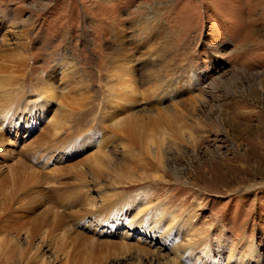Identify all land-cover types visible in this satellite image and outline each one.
Returning <instances> with one entry per match:
<instances>
[{
  "label": "rangeland",
  "instance_id": "1",
  "mask_svg": "<svg viewBox=\"0 0 264 264\" xmlns=\"http://www.w3.org/2000/svg\"><path fill=\"white\" fill-rule=\"evenodd\" d=\"M1 35L0 96L47 106L0 125L19 134L0 149V264H26L31 234L27 264H264V0H0ZM118 56L129 97H111ZM58 183L87 195L63 207ZM116 200L133 203L99 210Z\"/></svg>",
  "mask_w": 264,
  "mask_h": 264
},
{
  "label": "bare ground",
  "instance_id": "2",
  "mask_svg": "<svg viewBox=\"0 0 264 264\" xmlns=\"http://www.w3.org/2000/svg\"><path fill=\"white\" fill-rule=\"evenodd\" d=\"M6 38H5V36L4 35H1L0 36V44L2 45V46H5L6 45ZM8 41V40H7ZM2 42V43H1ZM120 58H119V56H118V58H115V57H113L112 58V60H111V64H112V68H113V71H112V77L110 78L111 79V82H110V88H111V97L112 98H117L118 96H117V93L118 92H122V93H124V95L126 96V97H129V96H131V95H133V93H134V90H135V88H134V79H133V75L131 74H129L126 70H128V68H129V66H124V65H120ZM131 70V69H130ZM9 78H11V77H2L1 79H3L2 80V82L5 84V87L7 86H9L10 85V83L12 82L13 83V81H10L9 80ZM67 78H68V76H67ZM70 78V77H69ZM135 78V77H134ZM10 82V83H9ZM11 83V84H12ZM153 85V84H152ZM155 85V84H154ZM7 87H6V89H7ZM157 86H154V88H156ZM0 88H1V86H0ZM54 89V88H53ZM51 90H52V87H51V83H50V81H47L45 84H44V88H43V94H45V95H49V93L51 92ZM6 91V90H5ZM154 92V91H153ZM0 94H1V92H0ZM8 98H9V96L8 95H4L3 96V98L0 96V104H1V106H0V111H3V113L1 112L0 113V125H3V124H5V118H6V111H8V110H10L11 109V111H12V109H13V111H14V118H16L17 116L16 115H20V116H25L26 114L28 115L29 113H27L29 110H31V108H34L33 109V111H34V116L35 117H37V119H39L38 121H40V119L42 118V117H40L39 115H43V113H44V111L46 110V106H47V103H41V102H39V103H35L34 101V99L32 100V101H29V105H27V106H25L24 108H23V110L22 111H18V109L16 108V109H14V108H12L8 103H7V101H8ZM43 102V101H42ZM48 102V101H47ZM130 103V102H129ZM17 105H21V103L20 102H18V104ZM22 106V105H21ZM3 107H5V108H3ZM153 111H156V112H158V108H154L153 109ZM31 113V112H30ZM134 114V113H133ZM32 115V114H31ZM2 116H3V118H2ZM8 116V115H7ZM11 116V115H10ZM135 116V115H134ZM157 116V115H156ZM158 116H159V114H158ZM157 116V117H158ZM5 117V118H4ZM9 117V116H8ZM127 117V116H126ZM136 117V116H135ZM160 117V116H159ZM13 118V119H14ZM129 118V117H128ZM8 119V118H7ZM10 119V118H9ZM37 119H32V118H27V119H25V123H27V125L28 126H30V124H37L38 122H37ZM138 119V118H137ZM156 119V118H155ZM158 119H160V118H158ZM162 119V118H161ZM166 119V118H165ZM16 120V119H15ZM131 121L130 122H128V123H130L131 124V122H132V118L130 119ZM133 120H135V119H133ZM155 121V120H154ZM159 121V120H158ZM167 121V120H166ZM14 122H17V121H14ZM116 123V122H115ZM156 123V122H155ZM162 123V122H161ZM11 125V127L13 126V123H10ZM20 124V123H19ZM137 125L138 127L140 126L139 124H141V122H139V124H137V121H134V123L132 124V126H127V125H123V126H121V127H119L121 130L120 131H122V132H124L125 130H131L132 131V128H133V125ZM157 124V123H156ZM9 125V124H8ZM18 125V124H17ZM26 125V126H27ZM52 125H54V124H52ZM4 126V125H3ZM20 125H18L17 127H19ZM161 126V125H160ZM11 127H7V128H4L5 130H3V131H1V129H0V149L2 148V146H7V143L9 142V141H11V140H13V142H15L16 144H17V140H18V132L14 129V130H12V128ZM14 127V126H13ZM141 127V126H140ZM50 128V127H49ZM160 130V129H159ZM11 132V134H13L14 135V137L13 138H10L9 136L7 137L6 136V132ZM118 131V130H117ZM46 133H47V131H46ZM120 133V132H119ZM118 133V134H119ZM129 133V132H128ZM127 133V134H128ZM10 134V133H9ZM10 134V135H11ZM43 134V133H42ZM41 134V135H42ZM127 134L125 135L126 137H127ZM45 135V134H44ZM57 135V134H56ZM130 135H131V137H129V139L130 138H134V137H136L135 136V134H131L130 133ZM24 136V135H23ZM30 136H32V135H30ZM88 136H90L89 137V143H92L93 142V137H95V134H90V135H88ZM129 136V135H128ZM52 137H54V136H52ZM57 137V136H56ZM55 137V138H56ZM120 137V136H119ZM32 138H33V136H32ZM101 138V137H100ZM122 138V137H121ZM35 141H33L34 142V144H37L38 143V145H39V143H41V141H46V140H48L47 142H49V144H51V141H52V139H48L46 136H44L43 137V139L41 138V137H39V136H37V137H35V138H33ZM124 139V138H123ZM123 139H121V140H123ZM135 139V138H134ZM126 140V139H125ZM133 140V139H132ZM136 140V139H135ZM148 140V139H147ZM103 141V140H102ZM124 141V140H123ZM134 141V140H133ZM46 142V143H47ZM66 142V141H65ZM105 142V141H104ZM128 142V144H130V142H129V140L127 141ZM62 143H63V140L62 141H60V144L62 145ZM13 144V143H12ZM31 144V143H30ZM104 143L102 142V144H101V142L99 141V143L96 145L97 146V151H99L100 153H102L103 152V150H104V148L105 147H103L102 145H103ZM87 145V144H86ZM132 145V144H131ZM47 146V145H46ZM51 146V145H50ZM106 146V145H105ZM124 146H125V144H124ZM44 147V146H43ZM48 148H49V146H47ZM89 147V146H88ZM129 147V146H128ZM28 148H30V147H28ZM51 148V147H50ZM26 149V148H25ZM24 149V150H25ZM36 149V148H35ZM96 151V150H95ZM2 152V151H1ZM12 152V149H10V148H8L7 149V151H6V154H10ZM14 153V152H13ZM97 153V152H96ZM3 154V153H2ZM36 155V154H35ZM106 155V154H105ZM104 155V156H105ZM6 156H8V155H6ZM12 156V155H11ZM21 156V155H20ZM96 156L97 157H99V154L97 153L96 154ZM13 157V156H12ZM2 160V159H1ZM10 160V159H9ZM81 160V159H80ZM3 162H5L4 160H2ZM4 164V163H3ZM1 166V165H0ZM5 166V165H4ZM13 169V168H12ZM20 174V173H19ZM22 175V174H21ZM81 176V175H80ZM29 180V182L31 181V179H28ZM13 181V180H12ZM28 182V181H27ZM60 183V182H59ZM58 183V185L60 186V187H57V190L54 192V194L56 195V197H57V200H58V202L61 200V202H60V204L62 203V202H64L65 200H67L68 198H70V200L72 199V197H74V196H77V195H80V194H85V193H87V192H84V191H82V189H79V190H71V188H72V186L70 187H62L60 184ZM34 184V183H33ZM39 184V183H38ZM37 185V184H36ZM72 185V184H71ZM24 186V185H23ZM26 187V186H25ZM24 187V188H25ZM12 188H14V187H12ZM22 188V187H21ZM35 189V188H34ZM73 189V188H72ZM85 195H87V194H85ZM136 196V195H135ZM87 197V196H86ZM137 197V196H136ZM136 197H134V199H136ZM139 197L140 196H138V199H139ZM141 197L142 198H146V196L144 195V194H142L141 195ZM83 198V197H82ZM133 198V197H132ZM18 199V198H17ZM76 199H77V197H76ZM74 200V199H73ZM15 201V200H14ZM66 202V201H65ZM78 202H79V200H78ZM132 202V201H131ZM80 203V202H79ZM83 203V202H82ZM122 203V204H121ZM133 203V202H132ZM132 203H129L128 204V202H121V201H117L116 200V202L115 203H113V204H111V205H105L104 206V204H103V207L102 208H100L99 210H104V209H108V208H110V206H112V205H114V204H118L117 206H122V208L124 209L125 207H128V208H130L131 206H132ZM72 204H74V203H72ZM62 205V204H61ZM83 205V207H85V212H83V214L81 215V216H79V218H81V217H83L85 214H88V213H92V211H96V207H95V203H94V201H91V199L89 200V201H87L86 203H83L82 204ZM63 206V205H62ZM64 207V206H63ZM87 208H89L90 209V212H87ZM33 209V208H32ZM46 209V208H45ZM61 209V208H60ZM95 209V210H94ZM117 210H119V211H121V209H117ZM157 210H159V209H157ZM10 211V210H9ZM109 210H107L106 212H108ZM47 212V211H46ZM51 212V211H50ZM98 212V211H97ZM102 212V211H101ZM155 212H157V211H155ZM56 213V212H55ZM119 213H121V212H119ZM17 214V213H16ZM123 214V213H122ZM143 214H144V212L143 211H141V217H143ZM59 215V214H58ZM61 215V214H60ZM119 215V214H118ZM168 215V214H167ZM2 217V216H1ZM119 217V216H118ZM141 217H140V219H141ZM161 217V216H160ZM164 217H166L167 218V216H165L164 215ZM164 217H162V218H164ZM162 218L160 219V220H157V221H155V219L152 221V222H154V224L156 225V223L159 225V223L161 222V220H162ZM3 219H4V217H3ZM1 220V219H0ZM6 220V219H5ZM4 220V221H5ZM115 220V219H114ZM142 220V219H141ZM165 220H167V219H165ZM188 220V219H187ZM189 220H192V217L191 218H189ZM13 221V220H12ZM21 222V221H20ZM19 222V223H20ZM137 223H136V226L133 228L132 227V229H136V228H141L145 233H147V234H149L150 233V230H148L147 229V227H143L144 225L145 226H148V223H149V221L147 222V223H144V225L143 226H141V222L140 221H136ZM187 221L184 219V221L182 222V223H186ZM96 223V222H95ZM113 223V222H112ZM182 223H178V225L177 226H179L178 228L179 229H181V225L180 224H182ZM7 224V223H6ZM5 224V225H6ZM9 224V223H8ZM34 224H35V219H31L30 221H27V222H25L24 224H22V225H17L16 227H14V228H10L9 229V231H5V232H13V233H15V235L18 237V235H19V232H20V226H25V225H27V226H30V228H33L34 227ZM12 226V225H11ZM26 226V227H27ZM20 227V228H19ZM26 227H23V228H25L26 229ZM16 228V229H15ZM112 228V227H111ZM171 228V227H170ZM13 230V231H12ZM166 230H168V229H166ZM170 230V229H169ZM23 231V230H22ZM26 232H27V230H26ZM113 232V230L110 232V233H112ZM167 233V232H166ZM31 236H33L32 234L31 235H29L28 236V242H27V246L29 247L28 249H27V252L25 253L28 257L27 258H25V260H26V264L28 263V262H30L31 260H32V258H34L35 257V254H34V252L32 251H29V249L31 248V246H32V239H34L33 237H31ZM14 238V237H13ZM27 238V237H26ZM81 238H84V237H82V236H78V234H77V237L75 238L76 240L78 239H81ZM4 239H6V236H5V238ZM12 239V238H11ZM125 239V238H124ZM123 238H122V240L121 241H119L120 243V247H122L123 249L125 248V247H127V245H126V241L124 240ZM10 240V239H9ZM13 240V239H12ZM80 241V240H79ZM78 241V242H79ZM5 242V241H4ZM221 242V241H220ZM11 243V242H10ZM34 243V242H33ZM91 243H92V247L93 248H98L99 247V249H100V247L102 248V249H104L103 247H106V249H108V247H114L113 246V244L112 243H97V242H93L92 240H91ZM14 244V243H13ZM81 245H83V244H81ZM209 246V245H208ZM136 247V246H135ZM142 247V246H141ZM140 247V248H141ZM62 248V247H61ZM138 248V247H137ZM140 248H139V250H140ZM11 249V248H10ZM211 248L210 247H208L207 249H206V251L207 250H210ZM81 250V249H80ZM101 250V249H100ZM141 250L142 251H145V249H144V247H142L141 248ZM13 251V250H12ZM65 251V250H64ZM74 251V250H73ZM142 251H140V252H142ZM211 251V250H210ZM96 252V251H95ZM101 252H103V251H101ZM212 252V251H211ZM11 253H15L14 251L13 252H11ZM84 253V252H83ZM144 253V252H143ZM96 254V253H95ZM147 254V253H146ZM210 253H209V251H207V252H205V263L206 264H213L214 262H210V260L208 259V255H209ZM21 255H23L22 253H21ZM71 255V254H70ZM12 256V255H11ZM104 256V255H103ZM21 257V256H20ZM87 261V259H84V261ZM90 259L88 258V261H89ZM64 261V260H63ZM210 262V263H209ZM61 264H63V262L61 263ZM67 264V263H66ZM78 264V263H77Z\"/></svg>",
  "mask_w": 264,
  "mask_h": 264
}]
</instances>
